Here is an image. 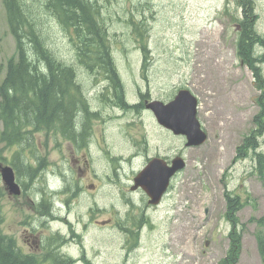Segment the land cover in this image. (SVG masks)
<instances>
[{"label":"rangeland","instance_id":"obj_1","mask_svg":"<svg viewBox=\"0 0 264 264\" xmlns=\"http://www.w3.org/2000/svg\"><path fill=\"white\" fill-rule=\"evenodd\" d=\"M257 1L260 12L257 28L264 33V0ZM227 3L229 0H120L114 6L120 12L106 13L107 30L116 47L124 43L127 49L114 50L132 90L131 102L139 100V89L149 91L153 97L167 98L181 88H188L199 98L197 117L208 132V139L199 146H187L183 135L162 136L152 111L133 110L122 118L119 126L111 123L116 130L112 129L109 137L103 136L105 151H100L103 155L91 157L89 175H78L69 152L71 144L64 139L57 143L53 136L38 133L42 152L48 155V169L40 170L32 183L22 176L26 190L23 187L20 195L10 194L0 172V217L5 234L14 237L24 250L30 248L24 237L27 229L45 239L58 227L70 239L76 234L77 240L67 241L64 248L76 256L75 264H222L227 261V251L232 245L228 236L232 224L226 217L225 194L229 188H235L244 200L248 196L246 191L252 197L235 213L237 221L242 223L240 228H245L241 253H233V264H263L256 237L258 224L254 219L264 215V183L256 174L254 161L239 157L238 151L245 135L254 127L259 91L252 70L237 54L239 23L232 22L230 13L223 14ZM234 7L233 1V11ZM127 9L134 13L122 12ZM36 14L49 46L63 59L65 32L49 14L41 10ZM132 14L136 20L144 19L151 60L142 61L143 49L136 40L135 26L124 21ZM15 52V40L0 0V64L5 65ZM124 52L129 57L122 58ZM143 69L149 85L142 76ZM101 103L99 100L96 106ZM104 116H107L105 112ZM129 123L134 126L133 134L128 133ZM95 127L99 128L101 136L102 124ZM145 137L150 141V152L142 146L134 148L133 140ZM170 143L176 154H183L187 165L175 177L173 192L163 208L156 216L151 215L152 230L145 232L142 242L138 246L135 242L124 247V236L112 222L103 228L91 225L86 229L85 220L92 222L109 216L121 220L131 208L119 185L102 182L98 176H106L121 166L120 178L127 180L130 172L135 175V169L142 168L155 149L161 147L170 151ZM19 148V145L7 148L2 153L6 160L0 158V164H9L7 160ZM134 153L140 155L129 160ZM31 155L27 149L28 157L22 163L37 166ZM61 165L66 169L65 176L60 172ZM17 181L24 185L20 178ZM92 181L98 185L96 191L89 190ZM65 186L68 189L59 192ZM127 190L133 201H136L134 197L139 200L143 196L139 191H130V186L124 191ZM44 197L48 208L42 211L35 198L42 201ZM169 206L175 208L170 212L171 218H167L164 211ZM58 218L59 221L51 222ZM100 222L108 224V221ZM65 241L64 238L54 245ZM51 243L49 238L48 245ZM36 256L42 259L43 254Z\"/></svg>","mask_w":264,"mask_h":264},{"label":"trees","instance_id":"obj_2","mask_svg":"<svg viewBox=\"0 0 264 264\" xmlns=\"http://www.w3.org/2000/svg\"><path fill=\"white\" fill-rule=\"evenodd\" d=\"M1 1L5 7L7 24L15 40L16 52L5 65L0 64V145L3 144L0 146V158L6 160L2 153L7 148L20 146L7 161L16 168L17 176L24 183L26 190L22 176L32 183L40 170L48 169V155L43 157L38 151L42 147L38 133L45 134V137L53 136L57 143L64 139L78 140L80 145H86L87 134L93 131L85 133L81 125L84 126L86 119L91 127L93 118L99 116L93 112L90 91H93L92 94L98 93L99 100L103 103L102 111L112 117L111 123L117 126L121 124L122 118L133 110L140 113L143 103L133 107L130 104L135 103L129 104L126 101L127 95L128 102L131 100L132 90L123 74L124 68L119 67V58L114 49H127L124 43L116 47L106 26V13L120 12L114 7L120 0ZM233 1L234 11L231 9ZM119 7L122 5L119 4ZM136 9L138 10L139 6ZM38 10L49 14L65 32L62 49L66 53L63 59L51 49L48 37L43 35V28L36 18ZM122 12L134 13L132 9ZM224 13H230L232 22L239 23L237 54L252 70L255 86L259 91L256 97L259 110L253 118L254 127L238 146L239 157L251 158L254 161L256 174L264 183V151L261 149L264 141V33L257 28L260 17L259 4L257 0H229ZM118 19L120 20L121 16H118ZM124 21L135 26L136 40L141 43L143 49L142 61L151 60L150 49L145 41L148 39V29L144 28V19L136 20L132 14L129 18L125 17ZM121 56L129 57V54L124 52ZM145 65L147 66L146 63ZM144 71L145 69L142 70V76L149 85L150 81L148 82ZM129 72H132V69ZM137 93L140 96L146 92L139 89ZM172 97L173 95L167 98ZM123 110L126 114L118 120L117 114ZM27 149L37 158V166L22 163L28 157ZM225 195L228 203L226 217L233 225L228 235L232 245L227 251L226 262L233 264V253H241L245 228H240L242 223L237 221L235 213L239 207L245 206L252 196L246 191L248 196L244 200L242 195L236 193L235 188H229ZM1 197L2 185L0 204ZM37 204L39 210L45 211L48 208L46 197ZM0 209L2 211V207ZM117 220L119 221L118 218ZM254 221L258 224L256 237L264 264V215ZM56 258L52 264L69 262L65 258ZM0 264H40L36 255L23 252L16 239L3 232L1 217Z\"/></svg>","mask_w":264,"mask_h":264},{"label":"flooded vegetation","instance_id":"obj_3","mask_svg":"<svg viewBox=\"0 0 264 264\" xmlns=\"http://www.w3.org/2000/svg\"><path fill=\"white\" fill-rule=\"evenodd\" d=\"M92 93H93V91H90L89 97L92 100V107L94 109L93 112L98 113L99 116L93 118L91 127L89 126L88 121L85 119L84 126L81 125V128H82L83 132H85V133H88L91 131H93V133L87 134V143H86V145H83V146L79 144L78 140H76V141L67 140V142H69L71 144V149L69 150V152L71 153L74 164L77 165L76 169H77L78 175H81V174L89 175V173L92 170L91 157L101 156L103 154H101L100 151H105V148H104L105 142H104L103 136L109 137L111 135V130L112 129L116 130L115 126L111 127V125H112L111 122H113L112 117H110L108 115L104 116V112L102 111L103 103H101L100 106H96L97 103L99 102L98 93H96V94H92ZM139 97L140 98L138 101L131 102V100H130L128 102V95H127L126 101L129 104L135 103V104H130V106H133V107H137L138 105H141L143 103V109H145V111L148 110L149 112H151L152 110L147 107V102L154 100V99H162L164 101H169L170 99L174 98L175 95H173V97L170 99L169 98L166 99L164 97H153L152 95H150V93L146 92V93H141ZM152 113H153V111H152ZM124 114H126L125 110H123V112H120L119 114H117L118 115L117 119L121 120V118ZM99 123L102 124L101 136L98 134L99 128L95 127ZM157 124L161 130L162 136H164V134H167L170 136L173 135L174 132L172 131V129L160 124L158 121H157ZM133 129H134V126L131 123H129L128 133L133 134ZM133 144H134V148H138V147L142 146L150 152V150H149L150 141L147 137H145L143 139H139V140H133ZM38 151L41 153V155L43 157L46 156V153L42 152V147H40V149H38ZM95 152H97L98 154L96 155ZM105 155L108 156L107 154H105ZM109 155H110V153H109ZM139 155H140L139 153H134L133 155L130 156L129 160H134ZM178 155L183 156L182 153L176 154L174 152L172 143H170V151H164L161 147H158L157 149H155L152 152L151 155L147 156V159L144 161V165L142 166V168H144L150 162V160L154 157H161L168 164H172L174 158ZM31 160L34 161L35 163H38L37 158L34 156L31 157ZM1 165L2 164H0V166ZM5 165H11V164H5ZM11 166H13V165H11ZM120 167L118 169L114 168L113 171L108 172L106 174V176L99 175L98 178L102 182L107 181L108 183L119 185L120 190H122V196L129 202L128 204L131 206V208H129L123 214L121 220L119 219V221L115 218V216H109L108 218H102L101 219L103 221H108V224H104L105 222H103V223L100 222L101 221L100 219H95L92 222H88L85 220L83 222V225L85 226L86 229H88L91 225H95V226L99 225L101 228H103L107 225H110L111 224L110 222L115 223L117 228L120 230V232L124 236V247L127 248L129 245H132L135 242L138 246L142 242V240H143L142 236L145 234V232L148 229L152 230V228H150V226H151V215L156 216L160 212V210L163 208L166 199L173 192L172 190L174 189V179L177 175H179L181 173V171H178L171 178L170 185H169L167 191L162 196L161 201L159 203H152V202H150V196L141 186L136 188V189L133 188V186L135 184V177L142 168H138L139 170L135 169V175L131 174V172H130L129 176L127 177V180H121L119 173H120L122 168H120ZM13 168L15 169L16 174H17L16 168L14 166H13ZM61 171H62L61 174L65 176L66 175V169L62 165L60 166V172ZM17 179H18V176H17ZM20 185L22 187V190L24 187V191H25V186L22 185L21 183H20ZM72 185L73 184H71V186ZM89 185L91 186V188L89 190L96 191L98 189V185L94 181L89 182ZM127 186H130V191H132V192L139 191L140 193L143 194V196L139 200L136 197H134L136 201L131 200L130 192L128 190L124 191ZM75 187L76 186H74V188ZM66 189H68V186H65L64 189L59 190V191L63 192ZM10 194H11V192H10ZM35 199H36L37 203L41 202V200H39L37 198H35ZM133 206H137V208H133ZM173 210H175L174 206H169L168 209L164 210L166 212L167 218L172 217L170 212ZM206 211H208V209ZM92 212H93V210H92ZM92 212L90 213V216H89L90 218L92 217ZM59 220H60V218L52 219L51 222L59 221ZM116 221H118V222L116 223ZM24 237H25L26 242L29 244L30 248L28 250H24L23 247L20 245V243L16 240L18 247L23 252L28 253L29 255L34 256V255L43 254L42 259H38L40 264H52L57 259L56 256L67 259L69 261L68 264H75L74 262H75L76 256L72 255L68 250H66L64 248L67 245V241L77 240L76 234H74L72 239H70L61 230V228L58 227V228H54L52 235L46 239L43 238L42 236H40L39 234L35 233V232H30L28 229L25 231ZM49 238L52 241V243L50 245H48V239ZM64 238L66 239L64 244L59 245V246L54 245V242L60 243Z\"/></svg>","mask_w":264,"mask_h":264},{"label":"water","instance_id":"obj_4","mask_svg":"<svg viewBox=\"0 0 264 264\" xmlns=\"http://www.w3.org/2000/svg\"><path fill=\"white\" fill-rule=\"evenodd\" d=\"M199 105V98L188 88L179 89L169 101L154 99L147 102V107L153 111L157 121L172 129L175 134L185 136L187 146H199L209 136L197 117ZM186 165L187 161L181 155L176 156L172 164H168L161 157H154L138 172L133 188L141 186L150 196V202L159 203L170 185L171 178ZM0 172L7 189L20 195L22 187L17 181L13 166L2 164Z\"/></svg>","mask_w":264,"mask_h":264}]
</instances>
